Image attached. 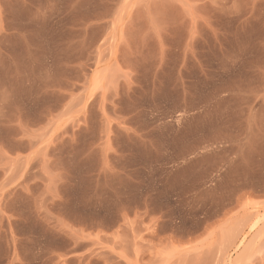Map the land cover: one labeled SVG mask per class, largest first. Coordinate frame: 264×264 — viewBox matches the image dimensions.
I'll use <instances>...</instances> for the list:
<instances>
[{
	"label": "rangeland",
	"instance_id": "374dc122",
	"mask_svg": "<svg viewBox=\"0 0 264 264\" xmlns=\"http://www.w3.org/2000/svg\"><path fill=\"white\" fill-rule=\"evenodd\" d=\"M0 264H264V0H0Z\"/></svg>",
	"mask_w": 264,
	"mask_h": 264
}]
</instances>
